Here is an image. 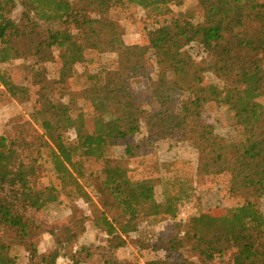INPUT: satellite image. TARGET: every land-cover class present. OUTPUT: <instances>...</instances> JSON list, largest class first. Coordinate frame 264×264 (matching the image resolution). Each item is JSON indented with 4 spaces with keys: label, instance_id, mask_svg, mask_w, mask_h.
<instances>
[{
    "label": "trees",
    "instance_id": "16d2710c",
    "mask_svg": "<svg viewBox=\"0 0 264 264\" xmlns=\"http://www.w3.org/2000/svg\"><path fill=\"white\" fill-rule=\"evenodd\" d=\"M17 1L20 23L10 18ZM184 1L0 0V110L29 100L28 87L4 67L12 61L28 63L37 97L31 117L0 135V264L24 256L29 264H93L92 256L98 264H141L131 244L177 254L147 264H264V207L257 203H264V0H198L196 25L174 15ZM125 7L155 19L149 47L124 41L125 28L111 13ZM103 54L116 56L111 68ZM152 57L156 79L148 73ZM50 62L59 65L56 86L47 82ZM83 77L87 86L70 87ZM152 103L157 108L149 110ZM222 106L234 118L230 137L210 113ZM163 141L196 148L184 193L187 179L166 176L159 165L136 179L110 156L122 146L129 161L156 158ZM221 175L235 201L226 209L229 231L195 204L209 195L196 182ZM63 202L92 212L50 231L56 245L42 253L34 241L42 234L37 214ZM187 206L196 214L182 219ZM114 209L117 219L108 215ZM91 229L97 254L85 245L70 252Z\"/></svg>",
    "mask_w": 264,
    "mask_h": 264
},
{
    "label": "rangeland",
    "instance_id": "374dc122",
    "mask_svg": "<svg viewBox=\"0 0 264 264\" xmlns=\"http://www.w3.org/2000/svg\"><path fill=\"white\" fill-rule=\"evenodd\" d=\"M74 2H78L79 0H72ZM23 8L17 1L16 8L10 14V18L13 19L16 23L21 22ZM112 18L120 23L125 28V35L124 41L128 45H141L143 47H149L150 45V37L151 31L154 29L155 25L153 21L154 18L150 21H147L144 17L145 13L139 7H128V8H118L114 10L112 13ZM174 15L179 17L181 21H186L190 25H196L200 21H202V11L199 6L198 0H185L184 5L175 10ZM170 17V16H169ZM190 49V48H189ZM56 57H58V51L55 52ZM102 63L104 67L111 68L113 63L116 60V56L113 54H103L101 55ZM28 63L23 62L22 60H15L4 67L8 68L16 78L20 79L21 83L26 85L29 89V100L25 101L24 103H15L0 110V135L2 134H9L12 131L13 126L22 124L25 120L31 117L35 106L36 100V87L32 86V81L29 78H26L28 69ZM77 71L84 75L85 69L79 65L76 67ZM93 71V69H90ZM158 71L156 60L154 57L151 58L149 65H148V73L151 75L153 79H156V73ZM60 71L59 65L56 62H50L47 64V82L49 84L55 85V83L59 80ZM208 81L210 83H217V79L211 75H206ZM88 82L86 78H80V80L75 84L71 85V88H82L87 86ZM56 86V85H55ZM54 86V87H55ZM137 92L141 94L140 90L142 86H135ZM57 88V87H55ZM145 93V92H144ZM148 94V93H147ZM146 98V94L144 95ZM144 100L148 103L149 99ZM149 110H153L157 108L156 104L146 105ZM84 109H88L87 106H83ZM81 107V109H83ZM211 116L216 123H221L222 130L227 137L234 135V127L232 123H234V118L232 114L227 111L226 107L222 106L221 108H215L214 111H211ZM77 114V113H76ZM88 124L92 127L93 120L88 119ZM73 136L71 131L64 132V136L68 137ZM110 156L112 159H115L118 162L123 163L125 167H128L132 170V176L134 178H141L143 175L148 174L149 172L147 168H153L154 166H160L166 176H175L180 180L188 181L187 184L184 186L186 188H180V190L184 193L187 191V188L190 186L193 181V174L198 164V153L196 148L193 146L192 143H181L175 144L170 142H160L157 144V153L156 158L152 159H144V161L136 160V161H129L125 158L124 148L122 146H117L113 148L110 152ZM229 177L226 175L216 176V177H209L205 180H201L196 182L198 190L203 193L209 194L207 198L201 199V202H196V206L200 208L199 213H208L215 217V219L221 222L222 226L226 231H229V224L226 218V209L228 207L233 206L235 203L234 199H230L227 195ZM164 189L162 185H158L156 191V198L159 202H163L164 196ZM109 202L112 201L110 196L104 197ZM63 202L60 206L51 207L50 209L40 212L37 214V218L39 219L41 226H42V234L38 237H35V245L38 247V250L42 253L50 252L54 249L56 245L55 237L52 236L49 232L54 231L56 229L60 230L63 227L71 225L76 217H82L83 213L85 212L86 215H90L92 210L83 203H79L78 207H80V211L82 212H75L74 207H70ZM258 205L263 208L264 203L262 206L261 201L257 202ZM264 209V208H263ZM198 213V214H199ZM108 215L111 219L118 218L119 211L117 209L110 210ZM96 236L97 234L94 230H90L88 234L83 236L76 244L74 243L69 248L70 252L73 251L72 249L75 248V245L80 247L81 245L87 246L89 253L97 254L94 251V248H90L93 244L96 243ZM78 247V248H79ZM76 249V248H75ZM134 244L128 248L129 254H135L138 256L139 261L142 264H145L149 261L153 260H165V259H174L177 257V254L170 253V252H159L154 253L149 250H145L143 252H137L135 250ZM23 256V255H22ZM123 257V256H121ZM120 257V258H121ZM93 264H98L100 258L95 260L96 258L92 256ZM20 264H29L27 256L22 258ZM58 264H71L69 260L65 258H61L58 261Z\"/></svg>",
    "mask_w": 264,
    "mask_h": 264
},
{
    "label": "built area",
    "instance_id": "2783aa9c",
    "mask_svg": "<svg viewBox=\"0 0 264 264\" xmlns=\"http://www.w3.org/2000/svg\"><path fill=\"white\" fill-rule=\"evenodd\" d=\"M195 214H196V211L192 209L190 206H187L181 213V218L187 219V218H190L191 216H194Z\"/></svg>",
    "mask_w": 264,
    "mask_h": 264
},
{
    "label": "crops",
    "instance_id": "0c3cea01",
    "mask_svg": "<svg viewBox=\"0 0 264 264\" xmlns=\"http://www.w3.org/2000/svg\"><path fill=\"white\" fill-rule=\"evenodd\" d=\"M137 252H139V251H136V254H137ZM138 255V254H137ZM141 263V262H140ZM142 264V263H141ZM145 264H147V263H145Z\"/></svg>",
    "mask_w": 264,
    "mask_h": 264
}]
</instances>
